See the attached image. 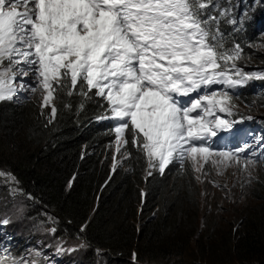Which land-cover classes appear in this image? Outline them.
I'll list each match as a JSON object with an SVG mask.
<instances>
[{
    "label": "trees",
    "instance_id": "1",
    "mask_svg": "<svg viewBox=\"0 0 264 264\" xmlns=\"http://www.w3.org/2000/svg\"><path fill=\"white\" fill-rule=\"evenodd\" d=\"M215 5L211 0L202 11L216 17L210 26L218 28L223 49L241 46L236 63L246 70L247 63L260 61L249 47L261 36L264 0L257 9L244 5L249 9L244 8L248 18L242 26L231 22L243 14L236 16L235 6L228 8L236 18ZM257 84L234 89L238 102L250 104ZM82 91L81 86L72 95L59 90L54 117L51 107L37 98L0 102V172L12 178L30 209L32 216L22 219L23 226L32 233L45 229L48 246L67 243L68 248L74 246L71 242L84 247L77 257H68L70 264H264V146L254 191L257 202L225 232L218 233L214 224L204 232L208 219L201 211L193 165L175 159L163 174L153 168L149 175L146 158L131 143V130L128 144L115 154L113 121L98 119L108 114L107 102L95 90L87 96ZM251 126L247 130L261 136V128ZM123 155L128 156L113 170L114 157ZM0 183L2 190L7 188L1 177ZM27 230L22 229L23 239L34 235ZM212 232L211 240L203 237ZM194 242L205 252L193 255ZM9 251L12 255L3 264H23L24 249L15 245Z\"/></svg>",
    "mask_w": 264,
    "mask_h": 264
},
{
    "label": "snow or ice",
    "instance_id": "2",
    "mask_svg": "<svg viewBox=\"0 0 264 264\" xmlns=\"http://www.w3.org/2000/svg\"><path fill=\"white\" fill-rule=\"evenodd\" d=\"M210 3L0 0V101L18 91L39 90L42 106L51 104L54 117L56 93L68 89L72 95L80 84L86 89L81 95L95 90L107 102L108 114L98 119L118 122L113 128L117 153L128 144L131 130V143L146 158L149 175L153 168L163 174L177 158L190 160L197 172L200 161L211 157H216L213 165L235 163L246 170L257 161H241L244 146L215 151L207 141L239 122L217 115H233L234 93L225 89L264 79V73H245L237 66L243 54L239 44L223 49L218 28L210 26L216 17L202 11ZM247 18L245 12L231 22L242 26ZM29 72L35 83L24 80ZM7 223L0 220V225ZM58 250L75 251L62 244Z\"/></svg>",
    "mask_w": 264,
    "mask_h": 264
},
{
    "label": "rangeland",
    "instance_id": "3",
    "mask_svg": "<svg viewBox=\"0 0 264 264\" xmlns=\"http://www.w3.org/2000/svg\"><path fill=\"white\" fill-rule=\"evenodd\" d=\"M212 1L216 4L217 8L222 10L224 14L228 13L227 16H233L229 12L228 5H230L231 7H236L235 15L238 16L242 13H245V10L249 9L245 6L250 5L254 9H257V4L259 3V0ZM244 8L247 9L244 10ZM261 20L263 21V17L261 18ZM260 33L261 36H258L257 42H254V44L249 47L251 48L255 58L260 59V61L255 63L257 65L247 63L246 70H243L245 73H264V59L260 58L264 57V25L261 27ZM7 63V61L4 62L5 66H7ZM237 66L242 69L239 64H237ZM16 80H20L19 73H17L16 75ZM24 80L35 83L34 76L31 72H29V74L24 77ZM248 82L258 83L257 86L253 88V95L256 96L251 99L250 104L239 103V95L235 92H232V90L225 89L230 93H234L232 95V100L230 101V104L235 106L232 109L233 115L231 117H227L226 114L221 113H217V115H220L222 118H227L239 122L233 126L230 132H220L218 133L217 137L210 138L207 143L211 145V147L215 151L237 150L245 144L247 145V147H251V150L246 154H240L241 161L245 159H251L256 160L257 163L254 166H248V168L245 170L241 164L235 163H231L230 165H213L211 163V160L216 159V157H211L209 159V162L207 163L203 162L202 160L200 161V163L203 164V167L199 172L195 171V173L199 177L198 182L201 188V211L204 215L207 216L208 219L205 225L206 231L204 232H207L208 225L210 224H214V227L220 229L217 231L218 233L225 232L226 230H228V227L232 225L235 219L240 218V216H242L241 214H243L246 209H248L250 206L252 207L257 202L254 198V191L259 179V155L263 153L262 150H258L261 146V141H259L260 134L254 135L252 134V131H249L250 137L247 140H243L244 136L238 137L236 128H239L238 131H242L243 129L247 130V127L250 125H252V128L256 129L258 125L261 128L262 140H264V126H262V123H264V79H252ZM78 86L81 85L78 84L77 87ZM223 87L224 86L221 85L212 86L213 89H220ZM202 91H210V89H204ZM197 95L198 93L192 94V96ZM31 98H37L42 103V96L39 90L35 92L18 91L11 100L17 103L20 101H27ZM52 103H54V101ZM51 106L52 105L50 104L46 107ZM241 117H243L242 120ZM221 135H224V137L220 138L215 143L216 139ZM123 147L124 146H121V149ZM115 148L116 145L114 141L113 149ZM115 154H117L116 151ZM127 156L128 155H123L122 158L114 157L112 167L114 164L119 165L121 163V160L127 158ZM185 162H190L192 164L190 160H187ZM0 177L8 184V186L6 184L7 188L2 190L1 188L3 187V185L0 183V190L3 192L2 195H0V220L8 221L7 224L0 225V260H3L6 256L10 257L12 255V251L9 250L16 245L17 250L24 249L23 253H25V255L22 259L23 264H70L68 257L74 254L77 257L78 253L81 252L80 249H83L84 247L79 246L80 244L69 242V244H73L74 246H70L68 248H74L75 251H59L58 246L53 245H50L53 246V248H50V246L44 243L45 237L47 236V231L45 229L40 228V230H36L34 231V233H32L33 230H30L31 227H28L26 225L23 226L24 220L22 219L25 216H32V214H30V209L26 208L24 201H22V198L18 193L16 183L13 182L12 179H9V176L5 173ZM19 225H22V227ZM23 228L28 229L27 231L29 233L31 232V234L34 235L32 237H25V239H23ZM25 233L27 234V236H29L26 231ZM213 235L214 232H212V235H206L203 237H207V240H211V238H213ZM42 239L43 242L41 241ZM195 242V246L194 244H192V246L190 247L193 249V255L200 254L201 251L196 246ZM61 244L65 249H68L67 243H60L59 245ZM201 252L205 251L202 250Z\"/></svg>",
    "mask_w": 264,
    "mask_h": 264
}]
</instances>
